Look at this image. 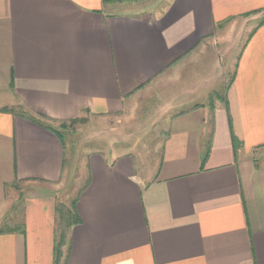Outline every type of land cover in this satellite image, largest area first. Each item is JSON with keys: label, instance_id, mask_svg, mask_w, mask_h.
<instances>
[{"label": "crops", "instance_id": "1", "mask_svg": "<svg viewBox=\"0 0 264 264\" xmlns=\"http://www.w3.org/2000/svg\"><path fill=\"white\" fill-rule=\"evenodd\" d=\"M138 1L0 0V264H55L61 124L150 83L169 110L154 174L87 156L65 264H264V19L231 68L224 30L264 0Z\"/></svg>", "mask_w": 264, "mask_h": 264}, {"label": "rangeland", "instance_id": "2", "mask_svg": "<svg viewBox=\"0 0 264 264\" xmlns=\"http://www.w3.org/2000/svg\"><path fill=\"white\" fill-rule=\"evenodd\" d=\"M159 1L161 0H139L138 2L149 4ZM262 19H264V11L246 17L243 21L236 19L233 22L237 24L235 27H231L232 24L229 23L224 29L226 33L231 31L232 36L228 35L231 39L234 38L233 43L227 46L230 49L227 55L228 62L231 61L230 68L234 67L238 58L240 45L246 41L247 36ZM247 20L249 21L248 26L242 28L241 24L244 25ZM220 48H222L221 45ZM231 77V73L227 74L226 85ZM154 84L150 83L136 92L123 112L99 115L84 111L78 119L69 122V126L62 130L67 143V162L70 167H68L66 177L57 185L58 203L63 202L70 205L78 194L87 179L86 166H84L86 158L93 152L106 153L114 150L115 154L128 153L134 157L137 173L141 178L148 179L154 174L161 158L165 122L169 116V110L165 108V100L159 95V91H155ZM218 87L220 85L215 88ZM224 96L225 89H219L211 93L210 99L212 98L216 103L219 97L223 100ZM256 156L264 157V147L257 150ZM20 186L22 187L20 188L22 189L21 195L31 194L29 191L31 188H28L30 184L24 183ZM14 192L19 195L21 190ZM12 197L14 198L13 195ZM21 200L19 199L17 210L15 207L14 211L18 216L21 214Z\"/></svg>", "mask_w": 264, "mask_h": 264}, {"label": "trees", "instance_id": "3", "mask_svg": "<svg viewBox=\"0 0 264 264\" xmlns=\"http://www.w3.org/2000/svg\"><path fill=\"white\" fill-rule=\"evenodd\" d=\"M264 23V20H263ZM84 111L89 112L88 109ZM77 118H73L71 122L75 121ZM63 128H67L69 123L61 124ZM209 146H206L205 156ZM78 195L71 201L70 205H67L63 202H59L56 207L57 213V223L55 228V245H54V262L55 264H65L68 253L70 250L71 228L80 223V218L76 212V202Z\"/></svg>", "mask_w": 264, "mask_h": 264}]
</instances>
